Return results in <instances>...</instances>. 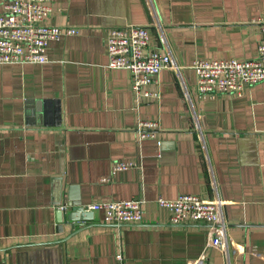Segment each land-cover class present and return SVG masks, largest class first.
Wrapping results in <instances>:
<instances>
[{
	"label": "crops",
	"instance_id": "0c3cea01",
	"mask_svg": "<svg viewBox=\"0 0 264 264\" xmlns=\"http://www.w3.org/2000/svg\"><path fill=\"white\" fill-rule=\"evenodd\" d=\"M52 7L44 24L79 34L50 41L46 64H0V264H264V82L200 99L191 68L257 58L264 0ZM129 25L181 66L148 87L159 100L138 101L131 72L107 66L108 30ZM141 119L159 121L155 138L138 139ZM118 160L138 167L113 174ZM70 187L82 205L141 199L144 220L60 222ZM182 194L222 200L221 221L172 224L159 199Z\"/></svg>",
	"mask_w": 264,
	"mask_h": 264
},
{
	"label": "built area",
	"instance_id": "2783aa9c",
	"mask_svg": "<svg viewBox=\"0 0 264 264\" xmlns=\"http://www.w3.org/2000/svg\"><path fill=\"white\" fill-rule=\"evenodd\" d=\"M54 0H0V64H46L50 61V41L79 34L74 27L48 26L44 22L52 12ZM257 23L264 33V15ZM107 66L131 72L132 90L138 101L145 98L160 99V91L148 87L158 82L165 69L180 72L181 66L171 53L151 46V32L147 26L129 25L110 28L106 36ZM191 68L197 76V96L215 98L220 93L241 95L248 85L264 82V41L257 58L196 59ZM160 129L156 120L141 119L136 133L140 141L155 138ZM132 161L113 163L112 173L136 168ZM109 178H104L107 181ZM159 204L170 209V222L216 225L222 218L224 202L207 200L195 194H182L173 200L159 199ZM85 211H103L105 221L115 224H138L144 220L143 200H107L82 205ZM61 210L67 211V204Z\"/></svg>",
	"mask_w": 264,
	"mask_h": 264
},
{
	"label": "water",
	"instance_id": "95a60500",
	"mask_svg": "<svg viewBox=\"0 0 264 264\" xmlns=\"http://www.w3.org/2000/svg\"><path fill=\"white\" fill-rule=\"evenodd\" d=\"M73 189H75V187H70L68 190V194H67V198H66L68 210L67 211H64V210L60 211L59 221L61 222L63 220V214L66 213L68 221H72L73 224H75V225L85 226L84 221L91 219V213L92 212L85 211L83 209L81 197L78 193L73 194ZM62 193H63V187L61 188V197L63 195ZM57 203L60 204L61 199L58 200Z\"/></svg>",
	"mask_w": 264,
	"mask_h": 264
}]
</instances>
